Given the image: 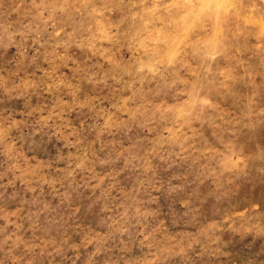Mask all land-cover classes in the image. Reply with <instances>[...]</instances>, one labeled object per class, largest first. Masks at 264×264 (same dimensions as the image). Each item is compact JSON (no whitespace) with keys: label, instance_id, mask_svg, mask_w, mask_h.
Masks as SVG:
<instances>
[{"label":"rangeland","instance_id":"1","mask_svg":"<svg viewBox=\"0 0 264 264\" xmlns=\"http://www.w3.org/2000/svg\"><path fill=\"white\" fill-rule=\"evenodd\" d=\"M0 264H264V0H0Z\"/></svg>","mask_w":264,"mask_h":264}]
</instances>
